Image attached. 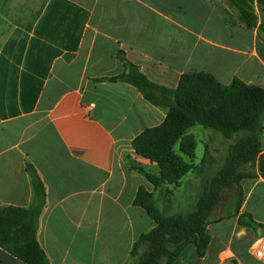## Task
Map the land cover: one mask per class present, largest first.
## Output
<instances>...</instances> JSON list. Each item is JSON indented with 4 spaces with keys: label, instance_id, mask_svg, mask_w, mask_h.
Segmentation results:
<instances>
[{
    "label": "crops",
    "instance_id": "0c3cea01",
    "mask_svg": "<svg viewBox=\"0 0 264 264\" xmlns=\"http://www.w3.org/2000/svg\"><path fill=\"white\" fill-rule=\"evenodd\" d=\"M252 10L256 21L247 26L229 0H0V208L31 204V164L46 193L36 237L50 264H132L133 243L156 224L133 204L138 188L163 212L162 190L126 160L157 172L131 141L166 111L133 85L105 79L122 73L126 59L167 87L204 72L224 85L238 78L264 89V6L254 1ZM184 136L193 138L195 157L196 139L188 129ZM261 142L263 154L264 133ZM258 161L245 169L255 176L240 181L238 215L264 224ZM206 231L202 257L184 249L171 264H257L247 251L260 227L234 216L223 237L211 224ZM0 264L24 263L0 248Z\"/></svg>",
    "mask_w": 264,
    "mask_h": 264
},
{
    "label": "trees",
    "instance_id": "16d2710c",
    "mask_svg": "<svg viewBox=\"0 0 264 264\" xmlns=\"http://www.w3.org/2000/svg\"><path fill=\"white\" fill-rule=\"evenodd\" d=\"M229 1L247 26L256 21L253 2L264 6V0ZM123 65L122 73L105 80L133 85L145 100L166 111L160 124L145 128L131 141L136 157L154 162L157 172H151L135 158L127 157L126 160L130 170L144 175L155 188L164 183H180L187 170L181 156L193 155V138L184 136L189 127L199 124L227 139L241 133L229 144L223 163L203 184L190 210L163 213L157 208L154 195L144 187L138 188L133 204L143 207L156 224L133 243L132 264H159L162 259L169 264L185 245L191 244L202 257L210 242L206 226L226 217L237 216L240 226L253 230L260 227L263 233L264 224L256 223L248 214L238 215V212L243 199L240 181L255 176L246 171V167L254 165L258 159L259 174L264 179V153L260 154L263 150L264 89L238 78L224 85L204 72L184 73L172 88L152 82L126 59ZM178 142L180 153L174 149ZM26 171L32 185L31 204L26 208H0V248L24 264H50L36 237L38 217L46 199L45 188L31 164H26Z\"/></svg>",
    "mask_w": 264,
    "mask_h": 264
},
{
    "label": "rangeland",
    "instance_id": "374dc122",
    "mask_svg": "<svg viewBox=\"0 0 264 264\" xmlns=\"http://www.w3.org/2000/svg\"><path fill=\"white\" fill-rule=\"evenodd\" d=\"M188 131L196 139L195 157L194 155L181 156L185 162L187 170L178 185L164 183L161 188H156L158 190H162L156 195L158 207L161 208L162 211L166 214L184 213L193 207L197 196L202 191L203 184L210 179V177L215 173L217 168H219L220 165L223 163L224 158L227 154L229 144L234 142L237 137L241 135V133L235 134L231 139H227L221 133L206 129L199 124L191 126L190 128H188ZM174 149L176 152L180 153V150L178 149L177 145L174 146ZM203 151L204 159L202 160L200 159L199 153ZM191 177H194V179L198 178L196 184L194 183V181L192 182L191 180H189L191 179ZM168 187L170 188L168 189ZM170 199L173 203L179 202V207L170 208V204L168 205L167 203V201H169ZM251 202L252 200L250 201V205ZM257 210L260 214H264V202ZM233 222L234 217H226L214 221L210 224L212 230L216 231L218 237L221 238L229 232V230L233 226ZM183 248L178 253L177 257L174 258L173 262H177L179 260L180 253L184 249H195V246L191 244L186 246L184 249ZM239 248H243V245H239ZM241 252H243L242 249ZM171 263L172 261L169 262V264ZM159 264L167 263L165 259H162ZM246 264L251 263L248 262Z\"/></svg>",
    "mask_w": 264,
    "mask_h": 264
},
{
    "label": "built area",
    "instance_id": "2783aa9c",
    "mask_svg": "<svg viewBox=\"0 0 264 264\" xmlns=\"http://www.w3.org/2000/svg\"><path fill=\"white\" fill-rule=\"evenodd\" d=\"M247 253L257 261V264H264V232L253 238Z\"/></svg>",
    "mask_w": 264,
    "mask_h": 264
}]
</instances>
